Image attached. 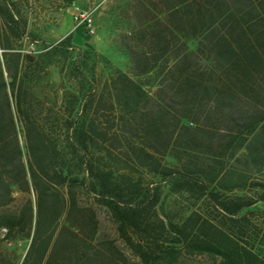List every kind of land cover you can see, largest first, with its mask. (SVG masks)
Returning a JSON list of instances; mask_svg holds the SVG:
<instances>
[{
	"label": "trees",
	"instance_id": "16d2710c",
	"mask_svg": "<svg viewBox=\"0 0 264 264\" xmlns=\"http://www.w3.org/2000/svg\"><path fill=\"white\" fill-rule=\"evenodd\" d=\"M30 11L0 0V244L28 241L19 264H264L238 215L264 201V0H127L130 73L100 87L75 67L51 85L64 42L24 52ZM156 182L196 208L160 211Z\"/></svg>",
	"mask_w": 264,
	"mask_h": 264
},
{
	"label": "rangeland",
	"instance_id": "374dc122",
	"mask_svg": "<svg viewBox=\"0 0 264 264\" xmlns=\"http://www.w3.org/2000/svg\"><path fill=\"white\" fill-rule=\"evenodd\" d=\"M126 1L73 0L65 5L60 0H28L31 4L30 30L35 35L36 44L24 43L22 50L24 52L39 51L43 46L55 45L63 40L62 46L51 55L53 62L49 65V80L53 86L60 82L59 70L62 67H75L74 73L77 76L79 72L83 73L85 79L83 83L86 87L92 81L99 87L102 86L115 70L130 73V63L127 55L122 51L119 40V36L126 27L120 14V9ZM78 25L80 27L77 32H81V35L75 34L69 41L64 40L68 35H73ZM189 45L193 47V43ZM78 78L80 79V76ZM147 89L153 90V88ZM158 185L163 191L160 211L167 213L173 219H177L180 212L187 213L196 208L189 197H177L164 187L165 183ZM15 195L16 201L13 207H17L23 197L19 193ZM97 214L100 233L116 239V244L129 255V249L125 248L123 242L117 238L114 226L106 212L97 209ZM214 215L217 214L214 213ZM238 215L247 220L243 228L246 237H248V218L250 219L252 228L258 231L257 250L264 253V201L243 209ZM27 245V240L5 241L0 244V252L7 255L14 264H19ZM187 260L190 264H217L218 261L204 255L190 256Z\"/></svg>",
	"mask_w": 264,
	"mask_h": 264
},
{
	"label": "built area",
	"instance_id": "2783aa9c",
	"mask_svg": "<svg viewBox=\"0 0 264 264\" xmlns=\"http://www.w3.org/2000/svg\"><path fill=\"white\" fill-rule=\"evenodd\" d=\"M90 20L88 19V22H89ZM88 26H90V24L88 23Z\"/></svg>",
	"mask_w": 264,
	"mask_h": 264
}]
</instances>
